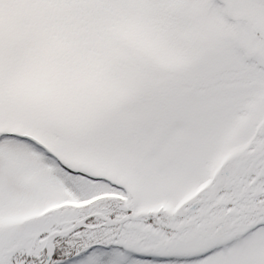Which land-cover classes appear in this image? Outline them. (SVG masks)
I'll return each mask as SVG.
<instances>
[{"label":"snow or ice","instance_id":"1","mask_svg":"<svg viewBox=\"0 0 264 264\" xmlns=\"http://www.w3.org/2000/svg\"><path fill=\"white\" fill-rule=\"evenodd\" d=\"M0 264H264V0H0Z\"/></svg>","mask_w":264,"mask_h":264}]
</instances>
